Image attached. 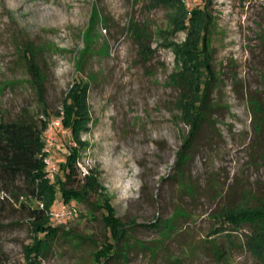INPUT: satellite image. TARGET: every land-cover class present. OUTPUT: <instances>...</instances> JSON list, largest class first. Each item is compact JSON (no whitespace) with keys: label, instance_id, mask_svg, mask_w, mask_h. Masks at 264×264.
Listing matches in <instances>:
<instances>
[{"label":"rangeland","instance_id":"1","mask_svg":"<svg viewBox=\"0 0 264 264\" xmlns=\"http://www.w3.org/2000/svg\"><path fill=\"white\" fill-rule=\"evenodd\" d=\"M204 2L191 0V5ZM151 3L0 0V120L45 118L21 58L23 44L31 42L37 47L50 122L58 119L55 112L62 111L74 81L89 84L90 119L81 133L75 177L89 168L96 172L127 226L130 245L126 259L102 264H264V252L254 255L246 246L248 227L227 225L210 236L221 224L215 214L223 208L264 200V115L254 104L264 103V0L208 4L212 19L206 43L215 75L211 106L185 147L188 126L175 103L178 89L168 84L180 66L174 44L182 42L185 31L171 34L168 16L174 12ZM132 21L144 26L147 55L128 28ZM52 132L50 157L62 177L59 163L77 144L68 131ZM180 151L188 157L183 165L177 163ZM5 178L0 176V264H96L93 252L109 233L103 210L89 205L95 195L87 197L89 203H66L73 217L63 226L49 222L61 225L58 236L44 256L29 263L27 204L37 201L25 196L30 188L23 176L6 179V188ZM171 215L174 228L166 236L151 225Z\"/></svg>","mask_w":264,"mask_h":264},{"label":"trees","instance_id":"2","mask_svg":"<svg viewBox=\"0 0 264 264\" xmlns=\"http://www.w3.org/2000/svg\"><path fill=\"white\" fill-rule=\"evenodd\" d=\"M204 1L202 7L194 5L191 10L186 9L183 0H152L151 3L152 5L169 6L174 12L168 16L171 34L185 31L182 42L174 44V53L180 66L168 77V84L178 89L175 103L180 111L181 121L188 126L184 147L190 145L201 122L207 120L204 118L211 106L209 90L215 79L210 63L211 55L206 43L212 19L207 6L211 0ZM95 14L97 12H94L91 17V24H93ZM143 27L133 21L128 26L138 43L139 51L143 55H147L150 48L144 42L146 33ZM36 48L31 42L23 44L21 58L31 75L38 99L43 105L42 110L45 118L40 117L39 122L33 118H22L11 122L0 120V176L6 177L2 181L3 186L6 188V179L13 181L17 177L23 176L30 188V193L25 196L37 201L36 205L27 204L32 240L25 246V258L29 263L37 262L38 258L50 250L57 238L61 225L52 226L49 224L51 219L48 211L57 207V193H59L61 200L67 204H73L72 200L89 203L87 197L95 195V201L89 205L95 209L103 210L101 219L109 235L100 244V248L93 252L96 264H102L103 261L111 258L126 259L130 246L127 243V226L117 217L114 206L98 181L96 172L89 168L82 178L75 177L78 168V148L84 143L81 141V133L87 130L90 119L87 103L89 84L87 81H74L65 95L62 111L55 112V115L60 118L61 126L70 133L71 139L77 145L71 147L65 160L59 163L62 177L58 173L53 180L45 176L42 135L49 123L50 113L45 106L44 88L42 87L43 74L41 67L36 62ZM79 63L81 64V62ZM78 70H81V66ZM254 104L256 112L264 115V103L254 102ZM187 159V154L184 151L178 152V164L183 165ZM74 182L75 186H68ZM215 218L221 224L211 231L210 236L223 232L227 225L235 230L246 226L249 229L246 246L250 252L257 256L264 252V200H260L255 205L223 208L215 214ZM173 221L174 216L171 215L162 221L156 220L151 225L159 228L161 233L166 236L167 231L174 228ZM68 222L69 220H65L61 224L63 226Z\"/></svg>","mask_w":264,"mask_h":264},{"label":"built area","instance_id":"3","mask_svg":"<svg viewBox=\"0 0 264 264\" xmlns=\"http://www.w3.org/2000/svg\"><path fill=\"white\" fill-rule=\"evenodd\" d=\"M183 2L186 4L188 9L192 8L191 0H183ZM53 128H59L62 131H67L61 126L60 118L55 119L53 121H49L46 129L43 132L42 139H43V149L42 152L44 153L42 158L45 163L46 172L45 176L53 180L55 178V175L58 172V167L51 159V151L53 148V145L55 143V136L52 132ZM48 214L50 215L51 220L54 222H63L65 220H70L74 215V210L72 207L68 206L66 203H64L62 200L57 201V207L55 209H51Z\"/></svg>","mask_w":264,"mask_h":264},{"label":"clouds","instance_id":"4","mask_svg":"<svg viewBox=\"0 0 264 264\" xmlns=\"http://www.w3.org/2000/svg\"><path fill=\"white\" fill-rule=\"evenodd\" d=\"M128 187H131V183L128 184Z\"/></svg>","mask_w":264,"mask_h":264}]
</instances>
